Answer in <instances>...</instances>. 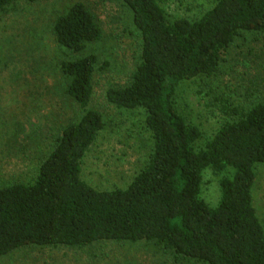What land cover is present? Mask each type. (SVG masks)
Masks as SVG:
<instances>
[{
	"label": "trees",
	"instance_id": "obj_1",
	"mask_svg": "<svg viewBox=\"0 0 264 264\" xmlns=\"http://www.w3.org/2000/svg\"><path fill=\"white\" fill-rule=\"evenodd\" d=\"M119 1L132 11L141 54L129 81L105 96L117 108L143 110L152 143L146 162L123 188L101 190L82 178L83 158L105 126L90 108L98 58L61 60L65 93L82 112L62 128L32 181L0 186V257L25 247L146 241L203 264H264V226L253 203L256 167L264 163V102L245 109L222 100L231 120L201 146L202 129L176 105L181 82L216 74L239 35H264V0H186L193 12L176 16L165 5L184 0ZM13 3L0 0V12ZM52 36L80 54L103 30L77 1L56 17ZM205 168L220 175L215 206L202 196Z\"/></svg>",
	"mask_w": 264,
	"mask_h": 264
},
{
	"label": "rangeland",
	"instance_id": "obj_2",
	"mask_svg": "<svg viewBox=\"0 0 264 264\" xmlns=\"http://www.w3.org/2000/svg\"><path fill=\"white\" fill-rule=\"evenodd\" d=\"M77 1L93 12L103 38L80 54H70L54 42L52 25ZM177 3L165 5L170 15L193 12L183 6L186 0ZM89 53L98 58L90 108L102 114L105 126L83 158L82 178L101 190L123 188L145 164L152 143L143 110L117 108L105 96L107 88L129 81L140 60L141 36L132 11L119 0H14L0 12V186L32 181L62 128L80 116L81 109L65 93L67 79L59 63ZM224 59L216 74L182 81L177 89L178 109L204 133L198 146L231 120L222 100L245 109L264 102V35H239ZM202 175V196L215 206L220 175L209 168ZM253 203L264 226V163L256 167ZM0 264L203 263L152 242L99 241L82 248L25 247L0 257Z\"/></svg>",
	"mask_w": 264,
	"mask_h": 264
}]
</instances>
